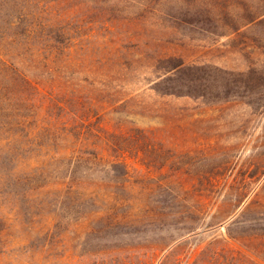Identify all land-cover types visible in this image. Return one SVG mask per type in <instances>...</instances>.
<instances>
[{"label": "rangeland", "instance_id": "1", "mask_svg": "<svg viewBox=\"0 0 264 264\" xmlns=\"http://www.w3.org/2000/svg\"><path fill=\"white\" fill-rule=\"evenodd\" d=\"M41 1L0 0V43L67 107L18 104L0 60V264H264V0ZM170 56L238 85L159 93Z\"/></svg>", "mask_w": 264, "mask_h": 264}, {"label": "trees", "instance_id": "2", "mask_svg": "<svg viewBox=\"0 0 264 264\" xmlns=\"http://www.w3.org/2000/svg\"><path fill=\"white\" fill-rule=\"evenodd\" d=\"M33 1L34 0H22V2H24L25 4L26 9L29 8L30 10H33L32 6L38 7L39 10L35 11V14L41 17L43 11H41L40 5L42 4V1L37 4H35V2ZM57 3L58 1L52 3L53 5L51 6L54 7V4H57ZM185 4L189 5V3H185ZM242 5H244V7L248 9L249 7H251L250 3L248 4V2L246 1L245 3L242 2ZM15 12H18V11H15ZM31 12L28 13V16H30ZM48 13L51 14L52 17L50 18H52V21H55L53 11L49 10ZM215 15H212V16H215ZM227 15H230V12H227ZM232 16L237 17V14L233 12V14L231 13V17ZM177 17L178 16H176V19ZM263 19H264V11L250 14L247 17L246 24L257 23ZM6 24L10 28L12 34H14L15 38H18L20 40L21 37H18V35L20 32L19 28H21L22 26V21L20 22V20H17V19H13L12 21L6 20ZM51 24L52 25L54 24V26H56L57 23L53 22ZM32 25L33 24H31V26ZM45 27L46 26L44 24L40 25L41 40L45 43L46 47H49L53 50V54H58L61 50L65 48L66 49L68 48L69 53L72 52L73 46H74L73 40L75 39V36L73 37L70 34L72 30L70 29V27L63 28V29L54 28L53 31L48 30L47 32H44L43 29ZM31 28H33L32 30L34 32L37 27L35 26ZM18 39L13 38L12 44L14 41L15 43L19 42ZM66 40H68V43L66 42ZM10 47L11 46L8 43L6 45L0 43V60L4 63L5 68L6 70H8L9 73L20 75L21 85L19 83L18 85L16 84L17 103L20 104L21 106H25L26 103L31 105L30 101L34 100L36 102L37 100L40 99V96H41L42 99L40 100H42L43 103L41 104L40 108H44L45 107L44 105H46L48 111H50L53 108L58 107L61 111H58L57 114H64L63 109L67 107L64 101L62 100L57 101L56 100L57 98H53L52 100L51 95L47 100L44 101L43 94H45V92L49 90V86L47 82L45 81V79H37V78L31 77L30 75H27L26 73L19 71L16 67H14V63L18 64V62L13 57L14 49L18 48V46L14 45L13 48H10ZM4 48H7L8 52H5L4 50L6 49ZM71 58L72 57H68L67 62L69 63H67V66L71 65L70 64ZM158 58H160L158 59L159 60L158 64L167 63V62L169 63L167 67H162L163 64L159 67L161 69L164 68L162 69L164 70V73L160 75L158 77V80L154 83V88L159 93L176 94V95H191V96L201 95L202 96L206 94V92L213 94L215 92L213 90H218V91L224 90L226 94L229 95L233 92V90H235L234 89L235 86L238 85L237 83L231 81L230 76L233 75L231 71H224V73L226 74V76L224 77L226 81L225 83H223L222 85L218 87H216L215 85L210 86V85H206V82H204L205 80H207V78L203 77V75H199L198 70H195L196 69L195 66L186 65L182 57L170 56L168 58H162V57H158ZM56 90H59V89H56ZM21 93L24 94L25 96H20L19 94ZM35 96L37 99H33V97ZM49 115L51 116V119H54L60 116V115L58 116L54 115L53 113H50V112H49ZM54 127L55 125L52 124L51 129H53ZM57 131H55L52 135L54 139H60L62 137V134L61 133L59 134V132Z\"/></svg>", "mask_w": 264, "mask_h": 264}]
</instances>
